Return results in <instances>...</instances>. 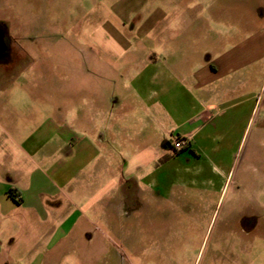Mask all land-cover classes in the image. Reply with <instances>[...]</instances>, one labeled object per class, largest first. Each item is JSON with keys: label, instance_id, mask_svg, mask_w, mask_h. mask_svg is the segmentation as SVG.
Masks as SVG:
<instances>
[{"label": "crops", "instance_id": "1", "mask_svg": "<svg viewBox=\"0 0 264 264\" xmlns=\"http://www.w3.org/2000/svg\"><path fill=\"white\" fill-rule=\"evenodd\" d=\"M196 2L202 13L188 4L167 19L157 9L134 26L140 38L156 29L155 51L107 47L111 61H79L74 81L45 78L43 93L21 100L26 111L10 113L0 100V264L63 261L85 224L115 229L142 202L210 191L235 162L264 164L263 59L248 45L253 33L214 30L219 3ZM175 138L188 149L175 154Z\"/></svg>", "mask_w": 264, "mask_h": 264}, {"label": "rangeland", "instance_id": "2", "mask_svg": "<svg viewBox=\"0 0 264 264\" xmlns=\"http://www.w3.org/2000/svg\"><path fill=\"white\" fill-rule=\"evenodd\" d=\"M217 3L223 19L210 23L214 30L236 31L240 38L253 33L248 45L254 47V56L263 59L260 77L264 88V20L258 16L259 10L264 13V0ZM183 4L180 7L167 0H0V22L8 27L17 47L13 59L0 66V100H9L6 110L10 113L26 111L30 103L21 100L43 93L45 78L74 81L79 61H111L107 47L157 50L161 39L156 29L143 38L131 30L157 9L167 19L188 4L199 12L203 9L196 0ZM212 10L215 14L216 9ZM95 48L100 53L93 55ZM2 117L4 122L10 118ZM2 137L0 131L3 141ZM260 139L264 142V135ZM244 164L235 162L232 174L214 183L210 191L203 187L188 190L186 197L175 196V200L163 196L157 207L142 202L129 224L116 223L115 229L103 223L100 228L85 224L69 236L64 260L51 264H264V164H248L247 171ZM253 216L259 218L258 228L247 231L242 221Z\"/></svg>", "mask_w": 264, "mask_h": 264}, {"label": "flooded vegetation", "instance_id": "3", "mask_svg": "<svg viewBox=\"0 0 264 264\" xmlns=\"http://www.w3.org/2000/svg\"><path fill=\"white\" fill-rule=\"evenodd\" d=\"M9 33V30L8 33H5L0 27V66L7 65L11 59H13V53L17 52V47L13 45V40L11 39ZM242 224V226L247 229V231H255L259 225V218L257 216L247 218L245 222L242 221Z\"/></svg>", "mask_w": 264, "mask_h": 264}, {"label": "built area", "instance_id": "4", "mask_svg": "<svg viewBox=\"0 0 264 264\" xmlns=\"http://www.w3.org/2000/svg\"><path fill=\"white\" fill-rule=\"evenodd\" d=\"M187 147H188L187 141L181 138H175L172 141V150L174 151L175 154L185 150Z\"/></svg>", "mask_w": 264, "mask_h": 264}, {"label": "trees", "instance_id": "5", "mask_svg": "<svg viewBox=\"0 0 264 264\" xmlns=\"http://www.w3.org/2000/svg\"><path fill=\"white\" fill-rule=\"evenodd\" d=\"M0 27L2 28V30L5 32V33H8V27L4 24V23H0ZM189 147V146H188ZM188 147L185 149L187 150ZM184 151V150H183ZM10 195L12 196V192L10 193Z\"/></svg>", "mask_w": 264, "mask_h": 264}, {"label": "water", "instance_id": "6", "mask_svg": "<svg viewBox=\"0 0 264 264\" xmlns=\"http://www.w3.org/2000/svg\"><path fill=\"white\" fill-rule=\"evenodd\" d=\"M0 43H1V41H0Z\"/></svg>", "mask_w": 264, "mask_h": 264}]
</instances>
